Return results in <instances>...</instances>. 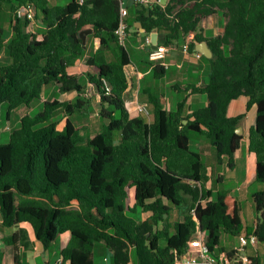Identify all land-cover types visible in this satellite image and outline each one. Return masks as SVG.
<instances>
[{
  "label": "trees",
  "instance_id": "1",
  "mask_svg": "<svg viewBox=\"0 0 264 264\" xmlns=\"http://www.w3.org/2000/svg\"><path fill=\"white\" fill-rule=\"evenodd\" d=\"M125 6L128 32L138 23L145 36L157 34V46L168 47L188 35L193 36L190 50L207 44V82L176 87L187 95H203L205 105L185 113L186 96L167 111L160 96L146 92L148 116H130L124 97L134 79L130 56L114 37L117 0H68L64 5L0 0V11L8 8L11 31L5 41L0 26V51L9 59L0 63V119L3 104L9 118L17 108L40 100L50 84L61 94H75L71 100L43 101L39 112L21 117L8 141L0 143L2 227L29 224L43 248L68 232L69 243L60 253L64 264H94L96 243L110 250L112 264H128L132 253V264H173L197 231L204 233L210 250L229 257L235 250L220 245L221 234H251L264 244V188L250 195L255 223L244 229L238 198L228 190L217 191L214 198L206 188L207 166L189 146L191 133L204 136L216 162L226 158L232 168L243 138L235 130L254 109L247 150L255 160L254 180L264 185V0ZM19 8L33 9L40 29L29 31L30 21L15 14ZM217 11L225 18L223 31L204 37L200 21ZM86 31L83 44L79 34ZM88 37L99 46L85 55ZM79 63L85 71L76 75ZM150 65L153 78H163L166 67ZM239 98L245 112L229 116V105ZM93 99L102 126L89 135L71 116H88ZM185 203L189 212L180 214ZM174 210L181 220H171Z\"/></svg>",
  "mask_w": 264,
  "mask_h": 264
},
{
  "label": "crops",
  "instance_id": "2",
  "mask_svg": "<svg viewBox=\"0 0 264 264\" xmlns=\"http://www.w3.org/2000/svg\"><path fill=\"white\" fill-rule=\"evenodd\" d=\"M225 21L222 20L219 13H215L209 17H204L200 21V28L202 30V35L204 37H213L218 34H221L223 31V26ZM34 23L31 25V30L33 31ZM134 28H131L128 32V38L125 43V48L131 59V67L129 71L134 79V88L133 90L124 97L125 105L129 111L131 117H137L139 114L135 111L134 107L136 104H146V92H150L153 95L160 96L162 99V103L164 108L167 111L173 110L177 102L183 100L187 96V103L185 108V113L189 111L195 110L197 108L203 107L206 103V99L203 95L194 94L187 95V92L177 91L176 87H179L182 90V87L188 84L200 85L204 84L208 80V72H209V57H205L201 54L200 57L195 56V52H197V48L199 43L194 44L192 52L190 51L188 54L182 51V47L184 44L183 39H179L174 42L172 45L166 47L167 52L163 59L157 61L159 64L166 67L167 71L174 67L177 74L174 75L172 73L171 79L169 81V85L174 91L178 93H182L181 100L170 99L168 100L161 90L158 83H154L155 81H163L167 79V75L163 76V78L159 80H155L152 75V68L150 62L147 59V55L149 50H151L150 46L145 43V39L149 36H145L143 34L142 29L137 23L133 24ZM35 26V25H34ZM37 28L40 29V25H37ZM130 31H135L136 34L133 36L130 35ZM8 38H5L7 41ZM151 40V39H150ZM158 41V36H157ZM179 43V45L177 44ZM206 44V43H205ZM207 46V44H206ZM208 48V46H207ZM97 49L95 47L94 51ZM1 50L0 54L2 53ZM130 51L133 53V57L130 54ZM193 56V57H192ZM173 58V60H169ZM191 59L195 60L192 61ZM85 71L84 66L79 63L77 68L73 71L76 75H81ZM71 94V93H69ZM74 94V93H73ZM68 95V94H64ZM75 97V94H74ZM73 97V98H74ZM73 98H65L64 100H71ZM60 100V101H64ZM95 103L97 106V102L95 99ZM94 106V105H93ZM134 110V113H132ZM245 112L244 99L239 98L238 100L233 101L228 107V115L236 116ZM255 118V110L251 109L245 116V118L241 121L240 127L242 129L243 138H246L245 134L249 126L254 123ZM201 136V135H200ZM199 140L195 141L197 148L199 149L201 146L199 145ZM210 143H204L202 148V153L197 151L204 164L207 166V176L209 177L206 182V188L211 189L213 191L214 184L218 182L224 181V174L219 172L218 166H224L229 171H235V159L237 157L238 151L234 154L233 158V166L229 168L227 166V159L223 158L221 163H217L215 159L214 150L209 145ZM190 146V139H189ZM247 148V147H246ZM240 149V148H239ZM194 150V149H192ZM245 156L248 159V164L246 165V170L248 172V177L242 179V185L249 186L250 184H254V170L253 174L251 173V167L254 169V156L253 159L248 152L246 151ZM205 158V159H204ZM250 168V171H249ZM238 182V180H235ZM236 191L242 192L244 187H236ZM264 188V185H259L258 190ZM224 190V189H223ZM257 190V191H258ZM219 191V190H218ZM247 193H249L247 191ZM253 193V192H252ZM214 194V193H213ZM239 200V199H238ZM181 220V219H179ZM254 223H255V214H254ZM254 223L251 227L254 226ZM3 228V229H2ZM11 239L12 243H6V239ZM70 234L68 232L58 234L55 240L48 246V248H43V246L35 239L33 230L31 226L27 223H20L15 227L4 228L1 225L0 218V264H52L57 261L59 258H62L60 253L63 249H65L69 243ZM236 243L231 248H227L225 245H220L225 248L226 251L234 250L237 247ZM251 250L247 252V248ZM96 248H100L102 255V263L101 264H112V253L103 243H96L93 248V258L95 264V254ZM259 248L264 249V244L258 243L255 247L247 246L243 251L239 252L240 256L247 257L251 261V264H261ZM131 260L128 264H132Z\"/></svg>",
  "mask_w": 264,
  "mask_h": 264
},
{
  "label": "rangeland",
  "instance_id": "3",
  "mask_svg": "<svg viewBox=\"0 0 264 264\" xmlns=\"http://www.w3.org/2000/svg\"><path fill=\"white\" fill-rule=\"evenodd\" d=\"M166 1L167 0H164V3ZM48 2L51 5H53V4L64 5L68 2V0H48ZM125 5H128L130 8L133 5V3L131 2V0H125ZM217 13H219V16H221L223 21H225V18L222 16V13L220 11H217ZM129 20L130 21L132 20V14L131 13L129 14ZM33 23L35 25V26L33 25L34 30H38L39 28H37V25H39V23L37 21H33L32 24ZM137 25H139V24L137 23ZM0 26L4 29L5 38H9L11 35V31L9 28V11H8L7 7H4L0 11ZM134 33H135V31H132V33L130 31L131 36H133ZM185 39H188V37H186ZM185 39H183L184 43L186 42ZM192 41H193V39H188V45H190ZM177 44L179 45V43H177ZM98 46H99V42L97 39H94L92 37H88V39L86 41L85 55L91 54L94 51L95 47H98ZM191 52H192V50H191ZM130 54L132 55V57L134 56L131 51H130ZM169 60H173V58L171 57V59H169ZM191 60L195 61L193 59H191ZM8 62H9V59H8L7 54L5 53V51H2V53L0 54V63L5 64ZM172 73L174 75L177 74L174 67L170 68L167 71V73H166L167 79L166 80L158 81V82L155 81L154 83H158V85L160 86L161 90L164 92V94L168 100H170V99L181 100L182 99V93L180 94L177 91H174L171 88V85L168 84L170 79H171ZM80 81L83 82V80H81V79H80ZM67 97L73 98L74 94L73 93L68 94V95L61 94L58 92L55 85L50 84L43 89L40 100H35L34 102H32L29 108L24 107V106L17 108L16 110H14L10 114L9 118H6L7 105L3 104L2 105V111H1V119H0V143H6L8 141L9 133L13 129L18 128L21 117H23L25 114L33 115V114L39 112L41 110L43 101H45V100L51 101L53 99L64 100ZM142 105H145V104H142ZM145 107L148 108L146 105H145ZM97 111L98 110H97V106L95 103V99H93L92 105L90 106V114L88 116L72 115L71 120L75 125L84 127L86 129L85 131H87V133L89 135H94L95 133H97L101 129V126H102V119L97 114ZM132 113H134V110ZM59 117H60L59 114H57L54 116V119L57 120V119H59ZM245 136H246V134H245ZM189 137H190L189 138L190 139V148L194 149V150H198L199 152L202 153L203 152L202 148L204 146L203 144L208 143V140L204 136H200V135L195 134V133H191ZM197 139H200L198 143L201 147L199 149L197 148L198 144H195V141ZM246 147H247V138H242L241 143H240V149H239V151L237 153V157L235 159V166H236L235 171L231 172L227 168L225 169L224 166H218L219 172L224 174V181L218 182L217 184H214V186H213L214 198H215V194L217 193L218 190L224 189V190H228L233 196H235L239 199L240 206H241L240 218L242 220L244 229L250 228L254 223L255 212H254V209L252 206L250 195L252 194V192L257 191L258 190L257 188L260 185L257 182H254V184H250L249 186L242 185V183H241L242 179L248 177V172L245 169L246 165L248 164V159L245 156H242V155L246 154V151H247ZM250 155L253 159V155L252 154H250ZM253 170L254 169L252 166L251 167V173L252 174H253ZM249 171H250V168H249ZM235 180H238V182H236ZM236 187H244V188H243L242 192H239V191H236V189H237ZM247 191L249 193H247ZM187 212H189V207L185 203L181 206L180 214H185ZM131 216H133L137 220L140 218V216L138 214H131ZM179 219H181V216H179L177 211H175V210L172 211L171 212V220L176 221ZM236 243H237L236 237H232V236L226 235V234H221V244L225 245L228 249L231 248ZM250 250L251 249L248 247L247 252H249ZM100 252H101L100 248H96L95 264H101L102 263V255ZM258 252L260 254L261 264H264V249L259 248ZM131 260H134L133 253L131 256Z\"/></svg>",
  "mask_w": 264,
  "mask_h": 264
},
{
  "label": "built area",
  "instance_id": "4",
  "mask_svg": "<svg viewBox=\"0 0 264 264\" xmlns=\"http://www.w3.org/2000/svg\"><path fill=\"white\" fill-rule=\"evenodd\" d=\"M119 3V22L117 27L114 30V37L116 42L119 45L125 46V43L128 38V24L126 18L128 16V10L125 6V0H117ZM79 3H83L84 0H78ZM131 2L137 6H152L157 5L163 7L166 2L164 0H131ZM16 16L18 18H26L30 21L28 30L32 28V22L34 21V11L30 8H19L16 10ZM188 39H193L192 35L187 36ZM188 39H185V43L182 47V51L188 54L191 50L189 49ZM145 43L150 45V38L145 39ZM167 52V48L163 45L157 46L155 49H151L148 52L147 59L149 62H157L164 58ZM196 57H200L201 54L195 52ZM135 111L138 114H144L148 116V111L145 105L136 104L134 107ZM237 247L234 249L235 254L233 257H229L226 253L220 252L217 249L210 250L205 241L204 233L197 231L193 239L189 243L188 250L185 254L177 258L173 264H251V261L247 257L239 255V252L243 251L247 246L255 247L258 244V240L255 236L249 234L245 235L244 233L240 234L237 237ZM52 264H64L62 258H59Z\"/></svg>",
  "mask_w": 264,
  "mask_h": 264
},
{
  "label": "water",
  "instance_id": "5",
  "mask_svg": "<svg viewBox=\"0 0 264 264\" xmlns=\"http://www.w3.org/2000/svg\"><path fill=\"white\" fill-rule=\"evenodd\" d=\"M140 26V25H139ZM89 31H86L84 32L83 34H79V37L82 39V42L83 44L85 43V37H86V34H88ZM150 48L151 49H155L156 48V45H157V34L156 33H152L151 36H150ZM197 52L204 55L205 57H211V52L210 50L207 48L205 42H201L199 43L198 45V48H197ZM183 123H186V121H183ZM235 132L238 134V135H241L242 133V129L241 127H238ZM166 217V215L164 216Z\"/></svg>",
  "mask_w": 264,
  "mask_h": 264
}]
</instances>
